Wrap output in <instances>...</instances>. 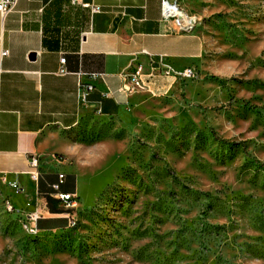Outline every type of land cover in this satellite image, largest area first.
I'll return each mask as SVG.
<instances>
[{
  "label": "rangeland",
  "instance_id": "1",
  "mask_svg": "<svg viewBox=\"0 0 264 264\" xmlns=\"http://www.w3.org/2000/svg\"><path fill=\"white\" fill-rule=\"evenodd\" d=\"M175 1L202 37L193 75L70 131L73 227L32 233L0 186V264H264V0Z\"/></svg>",
  "mask_w": 264,
  "mask_h": 264
},
{
  "label": "crops",
  "instance_id": "2",
  "mask_svg": "<svg viewBox=\"0 0 264 264\" xmlns=\"http://www.w3.org/2000/svg\"><path fill=\"white\" fill-rule=\"evenodd\" d=\"M2 50L8 55L0 60V174L23 190L1 189L19 208L30 203L45 233L68 228L74 218L57 194L73 195L77 205L83 190L85 176L70 163L77 150L70 131L88 112L120 116L139 91L126 78L135 67L143 68L144 83L151 66L191 67L203 43L196 30L181 33L162 19L161 0H18L13 13L0 17ZM80 86L92 89L82 95ZM33 156L37 181L29 176Z\"/></svg>",
  "mask_w": 264,
  "mask_h": 264
},
{
  "label": "built area",
  "instance_id": "3",
  "mask_svg": "<svg viewBox=\"0 0 264 264\" xmlns=\"http://www.w3.org/2000/svg\"><path fill=\"white\" fill-rule=\"evenodd\" d=\"M72 2L79 3V0H72ZM17 3L18 0H0V17L3 19L8 14L13 13L16 9ZM81 5L83 7L89 8L92 13H99L101 11V8L97 5H94L93 3H82ZM161 17L164 21H172L177 27L178 31L181 33H191L194 30L196 24L195 18L191 17L190 15H188V13L181 9L175 0H161ZM7 55L8 51L2 50L0 53V60ZM60 63L63 65L65 63V59H61ZM2 72L3 71L0 67V83ZM60 73H64V70H61ZM157 75L186 79L190 78L193 75V71L191 69L176 70L168 65L157 64L156 66H151L150 77H154ZM143 76V68L139 65L135 67L128 75H126V78L128 80V84L131 87L140 89L144 84ZM91 89V86H87L85 89L80 86L79 93L84 95L86 91H90ZM29 167L30 179L32 181H37L39 176V160L34 156L31 157V159L29 160ZM62 179L63 176L59 175V180L61 181ZM1 185H5L15 192H22L23 190L18 184L6 181V178L2 174H0V186ZM53 188L57 191L59 189V184L54 185ZM57 199L60 200L67 209L74 210L76 201L73 195L58 193ZM5 204L8 205L10 212L24 214V219L27 220L28 225L32 226V233H36L38 231L37 221L40 219V215L37 211L31 210L32 205L30 203L27 204L24 208H19L13 205L10 200H7ZM26 209H28V211H26ZM69 225H72V227L75 225L74 218L71 219Z\"/></svg>",
  "mask_w": 264,
  "mask_h": 264
},
{
  "label": "trees",
  "instance_id": "4",
  "mask_svg": "<svg viewBox=\"0 0 264 264\" xmlns=\"http://www.w3.org/2000/svg\"><path fill=\"white\" fill-rule=\"evenodd\" d=\"M208 78H210V79H213V77H208ZM246 107H250L248 104H246L245 105ZM218 141H220V142H223V143H227V141L226 140H219V139H217ZM233 145H238V143H232Z\"/></svg>",
  "mask_w": 264,
  "mask_h": 264
},
{
  "label": "water",
  "instance_id": "5",
  "mask_svg": "<svg viewBox=\"0 0 264 264\" xmlns=\"http://www.w3.org/2000/svg\"><path fill=\"white\" fill-rule=\"evenodd\" d=\"M31 58H34V54L31 55Z\"/></svg>",
  "mask_w": 264,
  "mask_h": 264
},
{
  "label": "bare ground",
  "instance_id": "6",
  "mask_svg": "<svg viewBox=\"0 0 264 264\" xmlns=\"http://www.w3.org/2000/svg\"><path fill=\"white\" fill-rule=\"evenodd\" d=\"M74 224H75V221H74ZM69 227H72V225H69Z\"/></svg>",
  "mask_w": 264,
  "mask_h": 264
}]
</instances>
